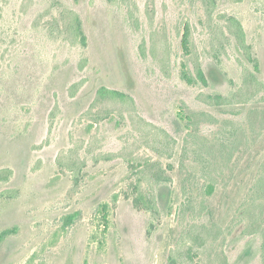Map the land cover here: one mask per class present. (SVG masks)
<instances>
[{
	"label": "rangeland",
	"instance_id": "obj_1",
	"mask_svg": "<svg viewBox=\"0 0 264 264\" xmlns=\"http://www.w3.org/2000/svg\"><path fill=\"white\" fill-rule=\"evenodd\" d=\"M0 172V264H264V0H0Z\"/></svg>",
	"mask_w": 264,
	"mask_h": 264
},
{
	"label": "trees",
	"instance_id": "obj_2",
	"mask_svg": "<svg viewBox=\"0 0 264 264\" xmlns=\"http://www.w3.org/2000/svg\"><path fill=\"white\" fill-rule=\"evenodd\" d=\"M77 1V0H76ZM211 3H214V0H211ZM66 20H67V30L69 32V34L72 36V38H74V40L81 46V47H85L86 46V36L83 32L82 29V24H81V20L79 18V16L74 13L69 11L68 15L66 14ZM229 22L233 25L234 30H235V36L237 39V43L239 45V47L244 50V54L246 56V58L248 59V61L250 63L253 64V69L254 71H258V64L257 62L251 58V55L249 54V46L246 44L245 42V38H244V32L242 29L241 24L236 20V19H229ZM182 45H183V49L185 52L188 51L189 48V30L186 29V31L184 32L183 38H182ZM247 76H246V80L244 81L246 84L251 82L252 84H257V79L254 76V74L252 72H247ZM184 78L185 80L189 83V84H196V83H200L203 86L207 85V79L204 76V73L201 69V67L196 66L195 67V76H187L186 74H184ZM260 85V84H259ZM97 98L98 99H111V100H117V101H121L123 102L125 99H128L127 96L123 95L122 93L115 91V90H111V89H107L105 87L100 88L97 93ZM210 100H219L221 99L220 96H214V97H208ZM10 173V172H7ZM3 172H0V181L7 179L8 175H3ZM138 200L142 203H144L145 207L148 209L149 213L151 214L152 218H155L157 216V207L155 204V200L152 198H147L143 195H141V193H139L138 190ZM77 215H72L70 217H68V220L66 221V224H72V222L74 221V219L76 218ZM11 234V231H4L0 237L3 238L6 235Z\"/></svg>",
	"mask_w": 264,
	"mask_h": 264
}]
</instances>
